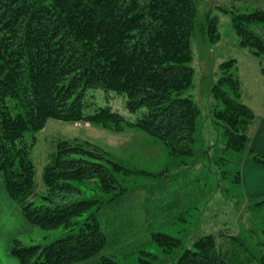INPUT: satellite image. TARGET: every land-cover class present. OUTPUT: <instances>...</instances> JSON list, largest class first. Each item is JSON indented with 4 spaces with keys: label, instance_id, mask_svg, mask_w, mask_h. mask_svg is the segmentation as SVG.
Here are the masks:
<instances>
[{
    "label": "trees",
    "instance_id": "1",
    "mask_svg": "<svg viewBox=\"0 0 264 264\" xmlns=\"http://www.w3.org/2000/svg\"><path fill=\"white\" fill-rule=\"evenodd\" d=\"M209 13L197 23L198 0H0V175L34 228L63 230L44 245L14 238L10 252L20 264H119L113 246L132 242L142 227L132 214L112 207L121 202L115 196L125 197L121 176L130 168L83 141L58 139L37 194L31 158L36 134L49 119L132 125L172 154L191 155L201 118L187 93L194 87L191 37L198 26L209 42L219 36L217 18ZM231 23L241 45L264 53V35L254 29L264 30V11L232 14ZM236 70L234 59L219 64L210 87L219 108L212 113L227 131V148L247 150L264 165V155L248 145L255 114L241 100ZM88 89L103 90L105 98L120 96L136 118L128 122L108 101L89 104ZM86 188L113 193L107 201H116L103 207L100 198L84 195ZM145 233L161 251L140 249L137 264H234L235 248L241 249L230 232L199 234L192 241ZM225 238L226 252L220 244ZM256 263L264 264V246Z\"/></svg>",
    "mask_w": 264,
    "mask_h": 264
},
{
    "label": "rangeland",
    "instance_id": "2",
    "mask_svg": "<svg viewBox=\"0 0 264 264\" xmlns=\"http://www.w3.org/2000/svg\"><path fill=\"white\" fill-rule=\"evenodd\" d=\"M252 10L264 11V0H198L197 23L201 24L209 11V15L217 18L219 36L209 42L207 34L198 26L191 37L194 87L187 93H191L201 109L191 155L172 154L162 141L132 125L116 127L49 119L36 134L31 158L37 194L44 189L43 169L52 161L58 139L83 141L99 156L119 160L130 168L121 176V195L125 197L115 196L121 202L112 207L122 210L123 216L132 214L135 223L140 222L142 227L132 242L121 241L113 246L116 252L113 258L119 264H137L140 249L157 251L154 243L147 242L145 232L149 229L182 237L185 241H192L199 234L230 232L238 235L241 245V249L235 248L234 264H257L264 246V201L250 199L242 182L236 180L238 175L241 180V176L249 177L252 173L250 166L242 162L247 150L227 148V131L212 113L219 104L210 91L211 84L220 75L219 64L234 59L245 95L241 100L253 106L257 98L264 97V83H254L251 65L259 62L264 70V53L257 55L248 46L241 45L231 23L232 14H247ZM254 29L264 35L261 27L254 26ZM105 97L101 89H88L86 93L89 104L98 106L108 101L128 122L134 121L136 115L124 108L120 96ZM84 195L100 198L103 207L116 201H107L113 193H98L92 188H86ZM9 222L19 225L12 218ZM62 235V229L43 231L33 227L19 233L18 238L25 245H44ZM220 244L223 250H230L226 238Z\"/></svg>",
    "mask_w": 264,
    "mask_h": 264
},
{
    "label": "crops",
    "instance_id": "3",
    "mask_svg": "<svg viewBox=\"0 0 264 264\" xmlns=\"http://www.w3.org/2000/svg\"><path fill=\"white\" fill-rule=\"evenodd\" d=\"M251 65L255 73L253 77L254 83H264V70L261 68L260 63L256 62ZM241 96L245 98L242 88ZM248 104L255 114L254 121L247 129L249 138L248 145L255 152L264 155V97L257 98L255 103H252L253 106L250 103ZM242 162L250 166L249 169L252 172L249 177L244 178L241 176V186L243 184L245 194L249 195L250 199L263 198L262 200H264V165L254 161L248 154L244 156ZM1 217L5 220L0 221V264H20L19 260L10 252L11 242L14 238H18L19 233L24 230L33 229V226L24 216L18 204L9 197L2 175H0V218ZM11 218L12 220L19 221V225H11L9 222Z\"/></svg>",
    "mask_w": 264,
    "mask_h": 264
}]
</instances>
